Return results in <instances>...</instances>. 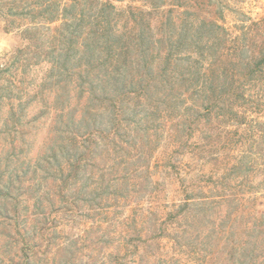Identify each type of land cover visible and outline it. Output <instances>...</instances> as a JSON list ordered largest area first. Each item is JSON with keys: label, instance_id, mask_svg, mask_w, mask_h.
Instances as JSON below:
<instances>
[{"label": "rangeland", "instance_id": "obj_1", "mask_svg": "<svg viewBox=\"0 0 264 264\" xmlns=\"http://www.w3.org/2000/svg\"><path fill=\"white\" fill-rule=\"evenodd\" d=\"M98 2L115 5L121 32L146 10L156 29L186 11L224 25L230 76L218 88L227 94L206 106L201 93L188 92L186 106L168 97L160 109L149 97L118 96V109L103 104L96 153L85 138L79 150L63 149V89L77 93L79 76L58 75L66 46L61 14L73 3L93 15ZM263 45L264 0H3L0 264H250L252 254L236 253L247 240H259L264 254V73L245 76ZM113 112L116 148L103 135ZM70 159L80 161V176L63 179ZM206 197L221 204L215 221L198 206L183 210ZM215 224L220 232L207 237Z\"/></svg>", "mask_w": 264, "mask_h": 264}, {"label": "trees", "instance_id": "obj_2", "mask_svg": "<svg viewBox=\"0 0 264 264\" xmlns=\"http://www.w3.org/2000/svg\"><path fill=\"white\" fill-rule=\"evenodd\" d=\"M72 4L65 8L64 15L63 10L61 14L63 30H66V46L63 50L64 68L58 75L65 77L77 74L79 84L77 93L67 86L63 89V102L68 106L63 111V149L70 145L79 150L83 146L81 139L85 138L89 140L86 145L91 146V153H96L98 141L95 134H102V125H98L104 121L100 117L104 113L103 104L111 100L118 109L114 101L118 96L135 94L149 97L151 107L160 109L169 98L176 99L179 106H186L188 92L201 93L206 106L209 103L213 106L214 95L227 94L218 88L223 85V76H230L228 67L223 64L227 59L224 57L225 51H222L228 38L227 30L219 22L197 20L186 11L187 15L184 17H167L156 29L151 19L146 18L149 13L146 10V13L139 12L141 16L134 17L136 23L132 27L121 32L113 23L117 12L113 3L98 2L93 15L74 10ZM34 9L36 7L32 5L26 8L29 12ZM42 13L44 17L50 18L46 12ZM222 15L220 12L221 17ZM54 17L52 14L50 20L54 21ZM210 50L213 51L212 54ZM258 73H264V45L259 58L251 61L245 76H257ZM65 81L70 84L73 80L68 78ZM169 109L177 108L170 105ZM116 117L113 112V120L109 121L112 128L103 134L111 139L115 148L120 145V131L114 121ZM6 132L7 129L4 128L0 134ZM11 156L13 155L7 158ZM80 167V161L70 159L68 169L63 167V179L80 176ZM24 171L25 168L21 172ZM16 174L18 183L19 180L22 183L23 175ZM220 180H216V183ZM107 188L108 186L103 192ZM243 195L246 197V194ZM224 199L232 200L226 195H223ZM189 201L182 207L183 210L185 206L188 209L198 206L197 213L203 215V219L215 221L213 211L217 212L215 210L221 204L214 206V202L207 197L198 203ZM219 232L220 224H215L214 230L211 229L207 237H214ZM189 242L191 243L187 240ZM258 242L259 240L241 241L236 253L241 250V257L252 254L250 264H255L264 255L259 252Z\"/></svg>", "mask_w": 264, "mask_h": 264}]
</instances>
